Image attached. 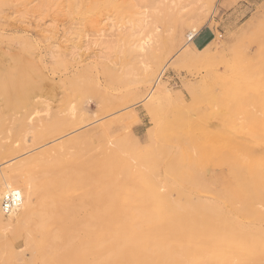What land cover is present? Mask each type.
Segmentation results:
<instances>
[{
  "label": "rangeland",
  "instance_id": "obj_1",
  "mask_svg": "<svg viewBox=\"0 0 264 264\" xmlns=\"http://www.w3.org/2000/svg\"><path fill=\"white\" fill-rule=\"evenodd\" d=\"M28 1H30L28 10H31L28 15L32 16V23L30 22L27 29L17 23L18 15L27 11L26 8L25 11H21L23 7L16 6L13 2H7L0 6V63L10 67V63L13 65L12 58L25 59L30 56L29 59L36 67H41L48 76L50 75V80H47L48 83L45 82L47 84L44 83L45 86L43 85L44 87L47 86L48 89L42 87L40 94L43 92V99L48 100L53 109L51 117H47L44 113L41 114V116H46L48 119L37 122V130H34V133H28L25 138L26 143H24L26 133L23 128L16 124L20 112L18 114V111L6 108L0 98L2 101V103L0 102V112H3L0 113V211L7 213L2 203L4 197L10 194L3 191L5 182L3 175L12 173L17 165L22 163L21 161L44 150H50L51 154L46 158L48 161L45 159L46 162L43 161V164H39L38 168V165L27 166V171L36 178L35 183L38 186L35 187V190L39 189L37 191H41L43 182H53L56 178L61 179V177L66 176L68 179L71 178V184L69 185L71 189L62 182L56 184V193L64 196L68 195L69 197L74 196L75 198L71 201V204L65 203L61 198H58L55 204H51L48 200L44 199L42 201L43 197L38 194L31 195L29 199L31 198L30 206L32 207L28 212H34L26 213L22 219L24 222L17 223V225L25 229L31 227L29 230L32 229L33 231L46 225L45 234L47 235L38 236L36 238L38 241L30 236L31 240L28 243L23 241L21 237L15 242V244L19 241L21 243L15 245L16 249L14 250L17 253H22L23 258L32 261V264H43L46 255L51 259L53 252L54 257L59 252L62 253L61 251L64 252L65 249L70 248L75 241L77 243L81 242L84 237L87 238L86 236L92 233L88 237L92 239L96 237L95 240L102 241L100 242L102 243L101 254L99 255L98 252L99 247L95 246L98 249L94 247V249L91 248L88 249L89 251H85V255L82 254L81 258L75 262L76 264H93V262L95 264H112V262L113 264H119L121 260L122 264L123 262L126 264L123 253L127 252L131 246L128 244L129 239L126 237L136 234L138 238L140 234V261L142 260V264L148 263L150 259H147V255L151 254L152 249L156 253H160L161 245H167L166 243L168 245L172 244L171 246H179V244L183 247L187 246L185 252V255H187H181V260L185 264H264V179H252V181L251 179L250 181L249 179H243V175L247 174V171V175L254 178L261 171L264 173V165H262L264 163V140L253 136L249 126L250 123L247 121L248 119L246 120L247 117L244 112V110H247L255 119L264 123V0H181L176 6L177 9L175 7L172 11L166 9L167 6H165L170 0H160V3H156V0H154V5L157 7L155 9L153 4L148 6L143 3L139 4L137 8L145 12V17L152 11L159 14V22L153 26L161 36L160 43L156 45L157 50L165 59L161 61L157 74L161 72V82L171 91L169 98L165 99L156 89L151 98L152 100L148 99L147 94L155 86L153 82L148 83L145 79L147 78V67H152L155 64L154 59L147 54H141L137 49L128 50L124 47L122 40L116 36L117 31H115V27L111 22H108L104 33H99L88 27V19H94L102 13H113L119 17L118 11L124 12L125 9L123 10L122 7L127 5L123 3V0ZM96 6L98 8L95 10ZM200 6L205 8H202L201 11ZM180 8L182 10L179 13ZM18 10L21 12H18ZM162 14H164L165 19H163ZM160 15L162 16L160 17ZM168 15L173 19H170ZM39 18L41 24L46 26L45 28L52 26L54 23L56 24L57 35L55 37L48 39L39 34L35 23ZM193 23H201V29L195 42L198 48L193 40L191 43L192 48L198 50L203 49L206 45L211 46L206 53H193V56L183 58L182 53L185 48L183 46L190 30V24ZM81 28H84L81 33H86L88 37L78 40L75 36H69L70 33L79 34L78 31ZM147 41L148 39H146L145 44L142 43L141 45H150L151 42ZM141 45L139 44V46ZM60 48L70 58V61L64 66L59 64L55 54ZM1 52H7L8 55L4 54L7 58L1 55ZM169 60L170 62L165 65ZM102 63L113 71L107 70L108 68L103 67ZM163 66L165 67L163 68ZM232 94L236 95L240 102L239 107L236 109V122L240 125V131L235 133L236 137H224L225 135L222 132L226 130L224 129L226 127H216L214 118L212 120L208 117V119L210 118L208 120L203 115L216 108L209 103L210 96H215L222 105H225L227 97ZM152 101L155 103L153 104ZM57 113L62 118L67 116L65 119L71 120V123L62 120L56 125L52 119ZM183 117L188 118L189 122L192 123L183 128L178 127L175 132L170 134V139L173 142V148L178 149L186 156L184 163L193 164V174L196 179H186L184 189H179L174 184L173 179H159L163 181L159 190L164 191L163 194L168 195L170 200L173 199L172 201L184 206L182 211L185 213H182V211H179V213L174 212L173 222L170 220L171 224L169 223V226L163 222H160V224L154 218L152 212L144 209L147 207L145 206L147 196L146 194L143 195L142 192L144 190L143 193H145L147 185L140 176L138 178V175L141 173L139 171H146L148 166L158 163L163 158L160 152V147L163 144V133L169 130V126L174 123L173 121H182ZM202 119L214 123L212 125L200 123ZM223 119L226 118L223 117ZM226 124L229 127L232 126V124ZM219 135L221 137H218ZM239 142L241 143L239 144ZM219 143L222 145H219ZM10 147H18V150L12 151ZM109 150H118L120 154L125 156V159L133 160V162L129 163L128 160V165L123 170L121 167L119 168L121 165L118 168L110 167L106 164L108 162L106 160L109 159L106 157L112 152ZM222 153L223 156L221 157ZM133 155L137 160H134ZM53 157H58V160L56 159V161L54 158V161ZM79 157L80 160H78ZM91 157L96 158L91 159ZM101 158L104 159L101 161L103 163L100 162ZM245 158L246 161L248 159L250 162L247 161V163ZM75 159L78 160L77 163ZM49 160H53L51 161L52 165H50ZM93 160H96L95 163L91 162ZM79 161L84 162L80 163ZM257 165H262V168L259 169ZM132 166L138 168L136 176L134 175L136 169H132ZM144 166H147V168ZM96 167L100 169L97 168V170ZM142 167L144 168L142 169ZM114 169L115 172L120 171L121 174L117 172L120 176L117 173L113 175ZM56 170L62 171L58 172ZM67 171L72 174H67ZM157 173H160V169L157 170ZM92 174L93 177H89L92 180L88 184L94 183L96 185L92 184L93 186L89 185L88 187V185L83 186L81 183H77L78 179L84 176H92ZM116 174L119 176H117L118 178ZM40 176L43 177L39 178ZM97 178L101 180L96 183ZM111 178L113 180H110ZM106 180L110 183V187ZM126 181L131 182V184L134 183L135 186L133 187L135 188L132 189V185H128ZM72 182L77 184L74 183L73 185ZM98 182L99 185H104L103 187L100 186L102 191L97 185ZM75 186L77 187L76 191ZM136 187H139V190ZM72 188L74 193L71 192ZM77 189H83V191ZM116 189L117 192H115ZM95 191L104 194L101 220L97 218L101 208L95 205L96 202L90 201L87 203L88 200L84 202L83 199V196L89 199L96 197ZM257 191L259 196H257ZM86 192L87 194L90 192L94 197L88 196ZM111 192L113 194H110ZM118 192L121 196H125L118 198ZM141 194L142 196H140ZM182 194L184 195L180 196ZM131 195L133 196L131 197ZM141 197L142 199L144 197L143 204L141 203ZM137 199L140 200V204ZM128 201L132 204L129 205ZM126 206L128 209H126ZM35 207L44 208V216L36 213ZM112 207H118L120 211L114 208L111 209ZM136 207H138V210ZM139 207L144 209L142 213ZM61 209H63L62 212ZM254 209H259L263 215L259 218L251 216ZM136 210L140 212L138 213ZM144 211L149 212L150 215ZM57 212L59 215L55 214ZM86 219L88 222H86ZM139 222L141 225L138 224ZM55 224L57 225L54 226ZM135 224L138 225L136 228L133 226ZM65 225L69 226L71 235L80 237L79 240L76 238L72 241V238H65V231L62 232ZM48 226H50L49 229ZM155 226H159V229L156 227L155 230ZM160 226H163V228ZM86 227L89 232L85 230ZM12 228L13 226L8 228L6 221H0V234L5 236V238H2L3 240H7V238L9 239L14 235L10 230ZM173 228L175 229L173 230ZM179 228L181 229L179 230ZM101 229L104 231H101ZM116 230L122 233L120 234ZM160 230L161 232H159ZM83 231L87 234H84ZM171 232L173 235H169ZM24 234L26 235L28 232ZM191 235H193L192 239ZM147 236H150L152 240ZM153 236L156 238H153ZM140 238H144L143 241ZM49 239L52 241L50 242ZM1 240L0 243L3 242ZM157 242L162 243L158 244ZM154 243L156 247H154ZM121 245L124 246V249L120 247ZM47 246L51 248L48 247L49 250L45 253L44 250ZM61 246L63 248L59 250ZM41 247L43 248L42 251ZM112 247L115 249L114 251H112ZM149 247L152 249L149 250ZM145 248L148 251L141 250ZM120 249L121 254H119ZM41 257L42 259H40ZM80 260L81 262H79ZM87 260L92 261L89 263Z\"/></svg>",
  "mask_w": 264,
  "mask_h": 264
},
{
  "label": "bare ground",
  "instance_id": "obj_2",
  "mask_svg": "<svg viewBox=\"0 0 264 264\" xmlns=\"http://www.w3.org/2000/svg\"><path fill=\"white\" fill-rule=\"evenodd\" d=\"M32 1V0H31ZM42 1H45L47 2L48 0H42ZM160 0H156V3H160L159 2ZM181 0H170L169 3H167L165 6L166 9H170L171 11L174 10V8L180 3ZM9 3V2H13L16 6H20V7H23V10L21 11H25L24 9L26 8L27 11L23 12V14H19L18 15V20H17V23L21 24V26L25 27V29H27V27L30 26V22H31V19H32V16L30 17L28 14L31 13L30 11L31 10H28L29 9V2L28 0H0V6L1 4H6V3ZM34 3V2H33ZM123 3L127 4L125 7H122V9L125 11L124 12H121V11H118V14H119V17L116 16V14L114 15L113 13H109V14H106V13H102L100 14L99 16H97L96 18L94 19H88L89 20V28H92L94 29L95 31H98L99 33H104V29H106L105 27L107 26L108 22H111V24L113 25V27H115V31H117V34L116 36L119 37L120 40H122V43H123V46L126 47L128 50H138L139 52H141V54H147L149 56H151L153 59H154V65L151 67V66H148V70L146 71V74H147V78L145 79L146 82L148 83H151L153 82L154 83V86L151 90H149L148 94H147V97H149L148 99H151L153 97V94L155 93V90L158 89V92L160 95L164 96L165 99L169 98V96L171 95V91L170 89L165 86L162 82H161V72L157 74V70L159 65H161V61H163V59H165V57L161 54H159V50H157V43H160L161 41V36H160V33H157L158 31H155L156 28H154L153 25H155L157 22H159V14H157L156 12H149V15L147 17H145V12L143 11H140V8H137L139 7V4H145V6H148L150 4H153L154 5V0H123ZM162 3V2H161ZM124 4V5H125ZM138 4V5H137ZM35 6V5H34ZM152 6V5H151ZM157 6V5H156ZM204 6V5H203ZM203 6H200V10L202 11V8ZM120 7V6H119ZM118 7V8H119ZM96 8H98L97 6L95 7V10ZM142 8V7H141ZM154 9L157 8L153 7ZM205 8V7H204ZM203 8V9H204ZM177 9V7H176ZM151 10V9H149ZM182 8L179 9V13L181 12ZM20 10H18V12H21ZM116 11V10H115ZM155 11V10H154ZM158 12V11H157ZM162 12V11H161ZM164 12V10H163ZM170 12V11H169ZM175 12V11H174ZM160 13V12H159ZM168 13V11H167ZM171 13V12H170ZM202 13V12H201ZM165 14V13H164ZM164 14L163 15V19H165L164 17ZM169 14V13H168ZM172 14V13H171ZM160 15V17L162 16ZM173 16H175V14H172ZM17 16V15H16ZM170 15H168L169 17ZM90 17V16H89ZM166 17H167V14H166ZM172 17V16H171ZM203 17V16H201ZM170 18V17H169ZM195 18V17H194ZM168 19V18H167ZM170 19H173V18H170ZM191 19V18H190ZM193 20V19H192ZM202 20V19H201ZM55 21V20H54ZM53 21V22H54ZM161 21V20H160ZM200 21V20H199ZM205 21V20H204ZM32 23V22H31ZM36 27H37V30L39 32V34H41L42 36H45L46 38L48 39H51L53 37H55L57 35V27H56V24L54 23L52 26L50 25L48 28H45L46 26H43L41 24V19L39 18L36 22ZM187 23H188V20H187ZM201 23H193V24H190V30H189V33L187 35V39H186V42H185V45L183 47H185L183 49V58H188L190 56H193L192 54L195 53V54H201V53H206L209 49H210V46L211 45H206L203 49H195V48H192V40L194 39V37L199 33L200 29H201ZM204 24V23H203ZM87 26V25H86ZM188 26V25H187ZM108 28V27H107ZM84 28H81L76 34L74 33H70L69 36L71 37H76L78 40H81L82 38H85V37H88V35L86 33H81L83 31ZM87 29V28H86ZM28 31V30H27ZM142 31V32H141ZM172 31V30H171ZM89 33V32H88ZM143 34H146L143 36ZM94 37V36H93ZM56 39V38H55ZM94 39V38H93ZM146 39H148L147 42H151V44H147V45H144L146 42ZM62 41V40H61ZM69 41V39H68ZM86 41V40H85ZM50 42V40H49ZM80 42V41H78ZM142 43H144L143 45H141ZM219 43V42H218ZM75 44V43H74ZM139 44L141 46H139ZM133 46V47H132ZM220 46V45H219ZM182 47V48H183ZM198 48V47H197ZM5 49V48H4ZM4 54H7V52H1V55H4ZM56 54V58L58 59V62L60 65L64 66L66 65L67 62L70 61V58H68V56L66 55L65 51L63 49H58V51L55 52ZM8 55V54H7ZM6 55H4L5 57ZM28 57V56H27ZM30 57V56H29ZM28 58H25V59H21V58H12L13 59V65L12 63H10V67L8 66H5L4 64L0 63V98L2 99L3 101V104L6 108L8 109H11V110H16L18 111V114L20 112V116L16 119L17 121V125L21 128L24 129L25 133H26V136L24 137V143H26V137L28 135V133L30 132H35L34 130H37V122L39 121H43V120H46L48 119L47 117H51L52 116V106L51 104L48 102V100L46 99H43V92L42 94H40L41 92V89L42 87L43 88H46L44 87V83L47 82V80H50V75L48 76L47 73H45V71L41 68V67H36L32 61ZM7 58V57H5ZM3 58V59H5ZM10 59V58H9ZM1 61V60H0ZM6 61V60H4ZM3 62V61H2ZM170 62V60L165 64L167 65L168 63ZM4 63V62H3ZM7 63V62H6ZM103 67H105L106 69L108 68L105 64H103ZM151 67V68H150ZM165 66H163L164 68ZM107 70H110V71H113L112 69L108 68ZM162 70V69H161ZM156 75V77H155ZM48 83V82H47ZM45 83V84H47ZM51 83V82H50ZM44 85V86H43ZM49 85V84H48ZM51 85V84H50ZM51 87V86H50ZM49 87V88H50ZM48 89V87H47ZM46 89V90H47ZM46 90L44 91V94L46 92ZM47 92H49L47 90ZM233 93V92H232ZM51 94V93H50ZM243 97V96H242ZM55 100V99H54ZM152 100V99H151ZM169 100V99H168ZM2 101L0 100V102L2 103ZM244 101V100H243ZM153 104L155 103L154 101H152ZM222 102V101H221ZM209 103L213 106H215L216 108L215 109H211L207 114L203 115L204 118L208 119V117L213 118L215 119V123L212 121V123L208 122L206 119L203 121L200 120V123H207L209 125H212L213 123L215 124L216 127H226L224 129H226L225 131H223L222 133H224V137H228V136H234L236 137L235 133L239 132L240 131V125L236 122V115H237V107H239V98L236 97V95L232 94L230 95L229 97H227V101H226V104L225 105H222L215 96H210L209 97ZM3 107V106H2ZM244 108V107H243ZM245 114H246V120L250 123L249 126L251 128V133L253 134V136L255 138H260V140H264V123L262 122H259V120L255 119L253 117V115L251 113H249L247 110H244ZM0 113H3V112H0ZM44 113L46 116H41V114ZM60 114H55L54 117H53V122L57 124H59L62 120H66L65 118L67 117H60L59 116ZM223 117H225L226 119H223ZM1 118V117H0ZM69 118V117H68ZM67 118V119H68ZM209 118V119H210ZM71 119V118H70ZM201 119V118H200ZM208 119V120H209ZM182 121H173L174 123H172L170 126H169V130L165 133H163V144L162 146L160 147V152H161V155H162V159H160V161L158 163H153L151 164V166H144L147 168L146 171H139L141 172L140 175H138V178H142V180H144V182L146 183L147 185V188H146V191L145 193L144 190L142 192V194H146V200H145V207L144 209L146 210H149L150 212H152L154 218L160 223V222H163L164 224H168L169 225V221L171 220L173 222V213L174 212H177L179 213V211H182L184 210V206H182L181 204L175 202V201H172L170 200V198L168 197V195L166 194H163V192H161L159 189L162 187V180H159V179H173L175 181H173V183L179 188V189H184L185 188V182H186V179H196L195 178V175L193 174V164L190 163V164H185L184 161L186 160V156L181 152L179 151L178 149H175L173 148V142H171V139H170V134L175 132L177 130V128H183L189 124H191L192 122H189V119L186 118V117H183L181 119ZM224 120V121H223ZM68 121V120H66ZM71 121V120H70ZM70 121H68L69 123H71ZM59 122V123H58ZM182 122V123H180ZM226 123H229V124H232L231 127L228 126V124ZM48 124V123H47ZM62 125V124H61ZM36 127V129H35ZM48 128V127H47ZM46 128V129H47ZM220 133V134H222ZM245 133H247L245 131ZM219 134V133H217ZM242 136V135H241ZM218 137H221L220 135ZM246 137V136H245ZM232 138V137H231ZM222 139V138H221ZM235 139V138H234ZM232 139V140H234ZM237 139V138H236ZM162 140V139H161ZM246 140V139H244ZM222 141V140H221ZM235 141V140H234ZM254 141V140H253ZM17 142V141H16ZM75 142V141H74ZM236 142V141H235ZM238 142V141H237ZM252 142V141H251ZM217 143V142H216ZM222 143V142H221ZM241 142H239L240 144ZM243 144V143H242ZM219 145H222L219 143ZM122 146V145H121ZM214 147V146H213ZM10 149L12 151H15V150H18V147H10ZM26 151V150H25ZM31 151V150H30ZM28 151V152H30ZM109 151H112V150H109ZM108 152V151H107ZM228 152V151H227ZM27 153V152H26ZM110 153V152H109ZM108 153V154H109ZM51 154L50 153V150H44L40 153H36V154H33L31 155L30 157H28L26 160H23L21 161L22 163H20V165H17V167L13 170L12 173H9V174H5L3 175L4 176V187H3V191L4 192H8V193H12L14 191L18 192L19 193V198H20V201L16 203L15 206H13V208L11 210H9V212L7 213H2L0 211V221H6L8 223V228L12 227L14 228V230L10 229L12 233H14V235L12 237H10L9 239L7 238L6 239H2V238H5V236H3L2 234H0V238L3 240L2 243H0V264H32V261H29V260H26L23 258L22 256V253H17L14 249H16V246L15 245H19L21 242H17V244H15V242L22 237L23 241L25 242H29L31 240L30 236H32V239L34 240H37L36 238L40 235H47L45 234L46 233V225L44 226H41V228L39 230H36V231H33L32 229L29 230L28 228L25 229L23 228L22 226H18L17 223H22V219H23V216L26 214V213H33V212H28L30 210V208L32 206H30V199L29 197L31 195H33L34 193L35 194H38L40 195L41 197H43L42 201L45 199V200H48L51 204H55L56 203V200L58 198H61L65 203L67 204H71L72 200L75 198L74 196H71L69 197L68 195H62V194H57L56 193V189H55V186L56 184H59V183H62L64 182L66 185H70L71 184V178L68 179L66 176L64 177H61V179H55V181L53 182H46L44 183L43 182V189L41 191H37L35 190L38 185L35 183V177L32 176V174H30L29 171H27V166H34V165H38L37 168L39 167V164H43V161L48 158L47 156ZM101 154V153H99ZM98 154V155H99ZM228 154V153H227ZM245 155V154H244ZM52 156V155H51ZM55 156V155H54ZM91 156V155H89ZM100 156V155H99ZM98 156V157H99ZM107 156V154H106ZM134 156V155H133ZM157 156V155H156ZM160 156V155H159ZM223 156V153L221 155V157ZM256 156V155H255ZM83 158V156H81ZM88 157V156H87ZM103 157V156H102ZM125 156L120 154V152L118 150H114L110 153V155L108 157H106L108 160H106V164L110 167H117L119 165V168L121 167V169H125L128 165V160L129 159H125L124 158ZM135 157V156H134ZM259 157V156H258ZM257 157V158H258ZM55 157H53V160H54ZM58 157L55 158V160L57 159ZM78 158V157H77ZM76 158V159H77ZM96 158V157H94ZM91 157V159H94ZM100 158V157H99ZM127 158V157H126ZM191 158V157H190ZM247 158V157H246ZM246 158H245V161H246ZM50 159V158H49ZM52 159V158H51ZM75 159V162L77 163L78 160H80V157L79 159L76 161ZM103 158L100 159V162L102 161ZM134 159V158H132ZM47 160V159H46ZM51 160V161H53ZM54 160V161H55ZM58 160V159H57ZM56 160V161H57ZM88 160V159H86ZM97 160V159H96ZM96 160H93L91 162L95 163L94 161ZM104 160V159H103ZM134 160H137L136 157ZM244 160V159H243ZM255 160V159H254ZM48 161V160H47ZM50 161V160H49ZM50 161V162H51ZM99 161V160H97ZM130 161V160H129ZM133 162V160H131ZM131 161L129 163H131ZM244 161V162H245ZM247 161H249L247 159ZM246 161V162H247ZM260 161V160H259ZM46 162V161H44ZM80 162V161H79ZM81 162H84V161H81ZM80 162V163H81ZM86 162V161H85ZM245 162V163H246ZM250 162V161H249ZM87 163V162H86ZM90 163V162H89ZM103 163V162H101ZM135 163V162H134ZM137 163V162H136ZM139 163V162H138ZM248 163V162H247ZM246 163V164H247ZM257 163V162H256ZM58 164V163H57ZM88 164V163H87ZM98 164V163H97ZM100 164V163H99ZM133 164V163H132ZM141 164V163H139ZM245 164V165H246ZM259 164V163H257ZM52 165V162L51 164ZM59 165V164H58ZM56 165V166H58ZM95 166V164H93ZM136 165V164H134ZM255 165V164H254ZM264 165V163L262 164ZM262 165H257L259 166L258 168H262ZM49 166V165H48ZM89 166V165H88ZM99 166V165H98ZM137 166V165H136ZM143 166V164H142ZM239 166V165H237ZM241 166V165H240ZM52 167V166H50ZM140 167V166H139ZM142 167V169L144 168ZM37 168H35L37 170ZM43 168V166H42ZM59 168V167H58ZM64 168V167H62ZM99 168V167H96V169ZM101 168V166H100ZM99 168V169H100ZM129 168V166H128ZM134 168V166H132V169ZM240 168V167H238ZM247 168V167H246ZM40 169V168H39ZM53 169V168H52ZM51 169V170H52ZM57 169V168H56ZM68 169V168H67ZM71 169V168H70ZM78 169V168H77ZM76 169V170H77ZM116 169V168H115ZM115 169H114V173H117L120 171L118 170L117 172H115ZM131 169V170H132ZM136 169V168H134ZM138 169V168H137ZM137 169L134 170L136 172H134L135 176H136V173H137ZM160 169V173H157V170ZM236 169V168H235ZM72 170V169H71ZM75 170V169H73ZM79 170V169H78ZM77 170V171H78ZM98 170V169H97ZM128 170V169H127ZM237 170V169H236ZM248 170V169H247ZM245 170V171H247ZM264 170V169H263ZM58 172H61L60 170H56ZM244 171V170H243ZM242 171V172H243ZM257 171V170H256ZM50 172V171H49ZM48 172V173H49ZM54 172V171H53ZM57 172V173H58ZM73 172V171H72ZM101 172V171H100ZM111 172H113L111 170ZM264 172V171H263ZM39 173V172H38ZM47 173V172H46ZM52 173V172H51ZM64 173V172H63ZM69 172L67 171V174ZM71 173V172H70ZM69 173V174H70ZM74 174H76V172H73ZM79 173V171H78ZM83 173V172H82ZM86 173V172H85ZM90 173V172H88ZM96 173V172H95ZM110 173V172H109ZM117 173L119 176L120 174ZM236 173V172H235ZM240 173V172H239ZM40 174V173H39ZM44 174V173H42ZM60 174V173H59ZM72 174V173H71ZM102 174H104L102 172ZM101 174V175H102ZM112 174V173H111ZM116 174V177L118 176ZM163 174V176H162ZM238 174V173H237ZM236 174V176H237ZM247 174H248V171H247ZM247 174H244L243 175V179H264V173H262V171L260 173H258V176H256L255 178L253 176H250V175H247ZM63 175V174H62ZM65 175V173H64ZM78 175V174H77ZM95 175V174H94ZM107 175V173H106ZM133 175V176H134ZM199 175V174H198ZM242 175V174H241ZM44 176V175H43ZM42 176V177H43ZM76 176V175H75ZM79 176H82V175H79ZM96 176V175H95ZM118 176V177H119ZM129 176V175H128ZM140 176V177H139ZM41 176L39 178H42ZM53 177V176H52ZM51 177V178H52ZM78 177V176H77ZM89 177H93V174L92 176H84L82 177L81 179H78L77 180V183H81V185L83 186H87L89 187V185H96L94 183L92 184H88L91 179H89ZM99 177H100V174H99ZM104 177V176H103ZM101 177V178H103ZM108 177V175H107ZM115 177V178H116ZM117 177V178H118ZM127 177V175H126ZM131 177V176H130ZM162 177V178H161ZM38 178V177H37ZM38 178V179H39ZM132 178V177H131ZM95 179V178H94ZM120 179V178H119ZM135 179V178H133ZM132 179V180H133ZM137 179V178H136ZM239 179V178H238ZM43 180V179H42ZM101 179H96V183L97 181H100ZM110 180H113V178H111ZM109 180V181H110ZM128 180V179H127ZM139 181V179H137ZM136 180V181H137ZM41 181V180H40ZM103 181V179H102ZM101 181V182H102ZM119 181V180H118ZM121 181V180H120ZM119 181V182H120ZM105 182V181H104ZM112 182V181H111ZM128 182V181H126ZM134 182V181H133ZM194 182V181H193ZM73 183V182H72ZM75 183V182H74ZM73 183V185H74ZM75 183V184H77ZM103 183V182H102ZM106 183L107 180H106ZM136 183V182H135ZM251 183V182H249ZM248 183V184H249ZM42 184V182H41ZM104 184V183H103ZM109 184V185H108ZM107 185L110 187V183H108ZM116 184V183H115ZM121 184V183H120ZM131 182L129 183L128 182V185H130ZM134 184V183H133ZM132 185V189H134L135 185ZM140 184V183H139ZM247 184V183H246ZM92 185V186H93ZM99 185V182L98 184ZM123 187L124 185L121 184ZM128 185H127V189H128ZM90 186V187H92ZM99 185L98 187L100 188L101 190V186ZM117 186V185H116ZM244 186V185H243ZM81 187V186H80ZM78 187V188H80ZM118 187V186H117ZM116 187V188H117ZM142 187V185H141ZM165 187V186H164ZM175 187V186H174ZM70 188V186H69ZM76 186H75V191H76ZM138 190H139V187H136ZM255 188V187H254ZM253 188V189H254ZM259 188V186H258ZM71 189V188H70ZM73 189V188H72ZM73 190H71L72 193H74ZM124 189V188H123ZM163 189V188H162ZM68 190V189H67ZM78 190V189H77ZM83 191V189H81ZM81 190H78V191H81ZM85 190H89V189H85ZM110 190V189H109ZM107 190V191H109ZM136 190V189H135ZM94 191V190H93ZM102 191V190H101ZM106 191V190H104ZM128 191V190H127ZM129 191H131L129 189ZM139 191V192H140ZM181 191H184V190H181ZM188 191V190H187ZM186 191V192H187ZM62 192V191H61ZM96 192V191H95ZM94 192V193H95ZM117 192V189L116 191ZM136 192V191H135ZM89 194H86L88 196H91V197H94V195L90 194V192H88ZM130 193V192H128ZM132 193H134L132 191ZM165 193V192H164ZM257 193V196L258 195V191L256 192ZM110 194H113L112 192ZM109 194V195H110ZM115 194V193H114ZM119 194V192L117 193ZM124 194V193H123ZM142 194L140 196H142ZM197 194V193H196ZM136 195V193H135ZM139 195V193H138ZM184 194L180 195V196H183ZM86 196V195H85ZM104 194L102 195L100 192L97 193L96 192V197L94 198H85L83 196V199H84V202H86L87 200V203H89L90 201H94L96 202L95 205L98 206V208H101L100 212L97 214V218L101 220L102 218V204H104ZM116 196V195H114ZM112 196V197H114ZM120 198V194L118 195ZM122 196H125V195H122ZM121 196V197H122ZM129 196V195H128ZM133 195H131L132 197ZM136 197V196H135ZM256 197V196H255ZM127 198V197H126ZM147 198H150L149 200ZM256 198H259V197H256ZM108 199V198H107ZM110 199V198H109ZM122 199V198H121ZM120 199V200H121ZM139 199V198H138ZM137 199V200H138ZM142 199V197H141ZM144 199V197H143ZM141 200V203L142 201L144 200ZM113 200V199H112ZM123 200V199H122ZM129 200V199H128ZM124 201V200H123ZM140 200H138V203H139ZM63 202V203H64ZM114 202V201H113ZM134 202V200H133ZM136 202V201H135ZM149 202V203H148ZM62 203V202H60ZM82 203V202H81ZM86 203V205H87ZM119 203V202H118ZM116 203V204H118ZM130 203V204H129ZM137 203V204H138ZM59 204V203H58ZM107 204V203H106ZM105 204V205H106ZM114 204V203H113ZM112 204V205H113ZM120 204V203H119ZM123 204V203H121ZM127 204V203H126ZM128 204L131 205L132 203L128 201ZM140 204V203H139ZM143 204V203H142ZM36 205V204H35ZM91 205V204H90ZM128 205V207H129ZM49 206V205H48ZM55 206V205H54ZM53 206V207H54ZM58 206V205H57ZM68 206V205H67ZM88 206V205H87ZM96 206V208H97ZM124 206V204H123ZM135 206V205H134ZM141 206V205H140ZM59 207V206H58ZM79 207V206H78ZM89 207V206H88ZM104 207V206H103ZM119 207V206H118ZM118 207L114 208L112 207L111 209H118ZM125 207V206H124ZM127 207V206H126ZM128 207L126 209H128ZM132 207V206H131ZM130 207V208H131ZM57 208V207H56ZM64 208V207H62ZM97 208V209H98ZM137 210H138V207H136ZM135 208V209H136ZM140 208V207H139ZM106 209V208H105ZM124 209V208H123ZM132 209V208H131ZM141 209V208H140ZM139 209V210H140ZM143 208L141 209V213L142 211L144 210ZM33 210V209H32ZM58 210V209H56ZM63 209H61V212H62ZM72 210V208H71ZM70 210V211H71ZM81 210V209H80ZM119 210V209H118ZM136 210V211H137ZM53 211V210H52ZM59 211V210H58ZM116 211V210H115ZM113 211V212H115ZM120 211V210H119ZM118 211V212H119ZM127 211V210H126ZM133 211H134V207H133ZM229 211V210H228ZM35 212L43 215L44 212H45V209L42 208V207H35ZM51 212V211H50ZM55 212V211H53ZM65 212V211H64ZM69 212V211H68ZM79 212V211H78ZM123 212V211H122ZM125 212V211H124ZM130 212V211H128ZM138 212V211H137ZM140 212V211H139ZM138 212V213H139ZM146 212V211H144ZM184 211H182L183 213ZM106 213V211H105ZM117 213V211H116ZM133 213V212H132ZM147 213V212H146ZM185 213V212H184ZM250 213V212H248ZM251 216H254V217H261L263 215V213L259 210V209H254L252 212H251ZM47 214V213H46ZM56 215H59V213H55ZM54 214V215H55ZM75 214V213H74ZM113 214V213H112ZM126 214V213H125ZM131 214V212H130ZM134 214V213H133ZM137 214V213H136ZM145 214V213H143ZM142 214V215H143ZM149 214V212L147 213ZM31 215V214H30ZM33 215V214H32ZM35 215V214H34ZM65 215V214H64ZM68 215V214H66ZM70 215V214H69ZM90 215V214H88ZM92 215V214H91ZM106 215V214H105ZM137 215H140V214H137ZM136 215V216H137ZM150 215V214H149ZM148 215V216H149ZM181 215V214H180ZM184 215V214H183ZM182 215V216H183ZM236 215V214H235ZM44 216V215H43ZM48 216V215H46ZM45 216V217H46ZM50 216V215H49ZM62 216V215H61ZM60 216V217H61ZM116 216V215H115ZM114 216V219L116 218ZM124 216V215H123ZM134 216V215H133ZM147 216V215H146ZM145 216V217H146ZM177 216V215H176ZM175 216V217H176ZM185 216V215H184ZM28 217V216H27ZM31 217V216H30ZM56 217V216H54ZM59 217V218H60ZM88 217V216H87ZM105 217V216H104ZM126 217V215H125ZM140 217V216H139ZM144 217V218H145ZM78 218V217H77ZM96 218V216H95ZM106 218H108L106 216ZM119 218V216H118ZM134 218V217H132ZM132 218H129V219H132ZM138 218V217H137ZM137 218H135L137 220ZM143 218V219H144ZM149 218L151 219V217L149 216ZM178 218V217H177ZM180 218V217H179ZM28 219V218H27ZM43 219V218H42ZM53 219V218H52ZM58 219V218H57ZM65 219V218H64ZM68 219V217H67ZM148 219V217H147ZM149 219V220H150ZM176 219V218H175ZM182 219V218H180ZM210 219V218H209ZM29 220V219H28ZM70 220V219H69ZM87 220V219H86ZM90 220V219H89ZM109 220V219H108ZM134 220V219H133ZM148 220V221H149ZM177 220V219H176ZM212 220V219H210ZM56 221V220H55ZM115 221V220H114ZM113 221V222H114ZM119 221V219H118ZM127 221V219H126ZM132 221V220H131ZM144 221V220H143ZM147 221V222H148ZM181 221V220H179ZM15 222V223H14ZM24 222V221H23ZM29 222V221H27ZM46 222V220H45ZM49 222V221H48ZM53 222V221H52ZM88 222V220L86 221ZM100 222V221H98ZM97 222V223H98ZM182 222V221H181ZM184 222V221H183ZM211 222V221H210ZM213 222V220H212ZM211 222V223H212ZM230 222V221H229ZM258 222V221H257ZM80 223V222H79ZM96 223V224H97ZM125 223V222H124ZM129 223V221H128ZM131 223V222H130ZM145 223V222H144ZM149 223V222H148ZM151 223V222H150ZM157 223V224H159ZM211 223H208V224H211ZM232 223V222H231ZM256 223V222H255ZM43 224V223H42ZM47 224V223H46ZM53 224V223H52ZM84 224V223H83ZM94 224V223H93ZM100 224V223H99ZM113 224V223H112ZM126 224V223H125ZM140 224V222L138 223ZM154 224V223H153ZM161 224V223H160ZM171 224V223H170ZM15 225V226H14ZM51 225V223H50ZM57 224H55L54 226H56ZM81 225V224H80ZM86 225V224H85ZM119 225V224H118ZM124 225V224H123ZM136 225V224H135ZM133 225L135 228L138 226V225ZM141 225V224H140ZM144 225V224H142ZM167 225V226H168ZM179 225V224H178ZM185 225V224H184ZM204 225V224H203ZM201 225V226H203ZM27 226H28V223H27ZM26 226V227H27ZM60 226V225H58ZM73 226V225H72ZM77 226V225H76ZM82 226V225H81ZM132 226V227H133ZM170 226V225H169ZM168 226V227H169ZM207 226V225H206ZM215 226V225H214ZM50 226H48V229H49ZM53 227V226H52ZM71 227V226H70ZM101 227V226H100ZM108 227V226H107ZM110 227V226H109ZM112 227V226H111ZM120 227V226H119ZM124 227V226H123ZM156 227H158L157 229H159V226H155V230H156ZM163 228V226H160ZM165 227V226H164ZM181 227V226H180ZM228 227V226H227ZM237 227V226H236ZM72 228V227H71ZM74 228V227H73ZM78 228V227H77ZM103 228V226H102ZM113 228V227H112ZM121 228V227H120ZM127 228V227H126ZM140 228V227H139ZM142 228V227H141ZM170 228V227H169ZM184 228V227H183ZM200 228V227H199ZM203 228V227H202ZM205 228V227H204ZM37 229V228H36ZM47 229V230H48ZM62 229V228H61ZM100 229V228H99ZM116 229V228H115ZM124 229V228H122ZM128 229H130L128 227ZM165 229V228H164ZM171 229V228H170ZM175 228H173L174 230ZM181 228H179L180 230ZM56 230V229H55ZM58 230V229H57ZM56 230V231H57ZM82 230V229H81ZM80 230V232H82ZM87 232H89V230H87V227L85 229ZM94 230H97V229H94ZM93 230V231H94ZM103 229H101L102 231ZM134 230V229H132ZM162 230V229H161ZM161 230L159 232H161ZM172 230V231H173ZM183 230V229H182ZM181 230V231H182ZM225 230V228H224ZM55 231V232H56ZM59 231V230H58ZM65 231V238H69L71 239L72 238V241L73 240H76V238L79 240L78 237H75V235H71V231H69V226L68 225H65V228L64 230L62 229V232ZM73 231V230H72ZM77 231V230H75ZM104 231V230H103ZM108 231V230H107ZM118 231V230H116ZM122 231V230H121ZM167 231V229H166ZM189 231V230H188ZM187 231V233H188ZM191 231V229H190ZM28 234H24V233H27ZM79 232V231H78ZM77 232V233H78ZM84 234L86 233L85 231H83ZM115 232V231H114ZM151 232H153L151 230ZM158 232V231H157ZM175 232V231H174ZM64 233V232H63ZM62 233V234H63ZM74 233V232H72ZM118 233H120L118 231ZM122 233V232H121ZM120 233V234H121ZM124 233V232H123ZM155 233V232H154ZM163 233V232H162ZM161 233V235H162ZM51 234V233H50ZM83 234V233H82ZM81 234V235H82ZM83 234V235H84ZM87 234V233H86ZM92 233H90L88 236H91ZM99 234V233H98ZM110 234V233H109ZM119 234V235H120ZM143 234V233H142ZM172 232L169 234L171 235ZM185 234V233H184ZM192 234V233H191ZM206 234V233H205ZM77 235V234H76ZM80 235V236H81ZM94 235V234H93ZM97 235V234H96ZM138 235V234H137ZM150 235V234H149ZM152 235V234H151ZM154 235V234H153ZM173 235V234H172ZM187 235V234H186ZM194 235V234H193ZM193 235H191V239L193 238ZM86 236L87 238H83L81 242H76V244H72V246L70 248H68L67 250L65 249V251H61L62 253H60L59 251V254L57 255H54L53 257V254H52V258L49 259L48 257H46L45 255V260L43 261V264H76L75 262H77L79 260V258H81L82 254L85 255V251H89L91 248L94 249L95 246L99 247V255L101 254L102 252V241L98 242L97 240H95L94 236L92 238ZM101 236V235H100ZM109 236V235H108ZM115 236V235H114ZM139 236H141L139 234ZM139 236L138 238L136 237V234L132 235L131 237H126L127 239H129V243L131 246L129 247V250L124 254V260L126 262V264H142L141 261H140V258H141V252H140V248H141V243H140V240H139ZM145 236V235H143ZM164 236V234H163ZM177 236V235H176ZM189 236V235H188ZM47 237V236H46ZM54 237V236H53ZM58 237V236H57ZM60 237H63V236H60ZM98 237V236H97ZM104 237V236H103ZM150 236H147V238H149ZM155 236H153L154 238ZM159 237V236H157ZM184 237V236H183ZM52 238V237H51ZM56 238V237H55ZM100 239V237H98ZM111 238V237H110ZM113 238V237H112ZM126 238H124L126 240ZM145 238V237H144ZM143 238V239H144ZM156 238V237H155ZM163 238V237H162ZM161 238V239H162ZM206 238V237H205ZM0 239V240H1ZM39 239V238H38ZM60 239V238H59ZM64 239V238H63ZM97 239V238H96ZM102 239V238H101ZM114 239V238H113ZM122 239V238H121ZM142 241L143 239L140 238ZM150 239L152 240V238L150 237ZM160 239V237H159ZM158 239V240H159ZM169 239V237H168ZM175 239V238H174ZM182 239V238H181ZM190 239V238H189ZM190 239V240H191ZM1 240V241H2ZM47 240V239H46ZM56 240V239H55ZM108 241V239H106ZM110 240V239H109ZM118 240V239H117ZM184 240V238H183ZM188 240V239H187ZM188 240V241H190ZM38 241V240H37ZM48 241V240H47ZM50 241V239H49ZM52 241V240H51ZM50 241V242H51ZM54 241V239H53ZM62 241V240H61ZM114 241V240H113ZM120 241V240H118ZM148 241V239H147ZM41 242V241H40ZM56 242V241H55ZM104 242V241H103ZM106 242V241H105ZM112 242V240H111ZM145 242V240H144ZM184 242V241H183ZM66 243V242H65ZM110 243V242H109ZM143 243V242H142ZM158 243V242H157ZM162 243V242H160ZM158 243V244H160ZM123 244H124V240H123ZM127 244V245H128ZM157 244V245H158ZM167 245L165 244H162L161 245V252L160 253H156V251H154V249L150 248L149 247V250L152 249L151 251V254L147 255V259L149 258L150 260L148 261L147 264H185L183 262V260H181V255L183 256H186L185 255V252L187 251V246L183 247L179 244V246H171L172 244L168 245V243H166ZM52 245V244H51ZM63 245V244H62ZM109 245V244H107ZM106 245V246H107ZM111 245V244H110ZM109 245V246H110ZM118 245V244H117ZM154 247L155 246V243L153 244ZM59 246V245H58ZM104 246V245H103ZM114 247V244L112 245ZM125 246V244H124ZM124 246L122 247V245L120 246L121 248L124 249ZM152 246V245H151ZM51 248L50 246H47L46 249L44 250L45 253L48 252L49 248ZM54 247V246H53ZM57 247V246H56ZM66 247V245H65ZM95 247V248H97ZM108 247V246H107ZM112 247V249H113ZM118 247V246H117ZM118 247V248H120ZM55 248V247H54ZM59 248V247H58ZM57 248V249H58ZM62 246H61V249L59 250H62ZM104 248V247H103ZM126 248V246H125ZM89 249V250H88ZM98 249V248H97ZM147 248L145 249H141V250H146ZM159 249V248H157ZM259 249V248H257ZM43 250V248L41 247V251ZM115 249H113L112 251H114ZM160 250V249H159ZM107 251V250H106ZM121 249L119 250V254L120 253ZM148 251V250H146ZM145 251V252H146ZM91 252V251H90ZM97 252V251H96ZM150 252V251H149ZM159 252V251H157ZM184 252V253H183ZM94 253V252H93ZM114 253V252H113ZM117 253V252H116ZM92 254V253H91ZM112 254V253H111ZM87 255H90V254H87ZM103 255V254H102ZM110 255V254H109ZM116 255V254H115ZM85 257V256H84ZM102 257V256H100ZM106 257V256H105ZM145 257V256H144ZM43 258V259H44ZM91 258H93V256H91ZM107 258V257H106ZM187 258V257H186ZM42 259V257L40 258ZM89 259V258H87ZM95 259V258H94ZM99 259V258H97ZM113 260V258H111ZM123 259V258H121ZM145 259V258H144ZM185 259V257H184ZM82 260V259H81ZM81 260L79 262H81ZM96 260V259H95ZM106 260V259H105ZM104 260V261H105ZM111 260V261H112ZM117 260V259H116ZM89 261V260H87ZM92 261V260H90ZM89 261V263H90ZM94 261V260H93ZM122 261V260H121ZM120 261V262H121ZM146 261V259H145ZM41 262V261H40ZM97 262V261H95ZM106 262V261H105ZM109 262V261H107ZM115 262V260H114ZM119 262V264H120ZM87 263V262H86ZM117 263V262H116ZM145 263V264H146ZM81 264V263H80ZM83 264V263H82ZM93 264H95L93 262ZM113 264V262H112ZM115 264V263H114ZM122 264V262H121ZM124 264V262H123Z\"/></svg>",
  "mask_w": 264,
  "mask_h": 264
},
{
  "label": "built area",
  "instance_id": "obj_3",
  "mask_svg": "<svg viewBox=\"0 0 264 264\" xmlns=\"http://www.w3.org/2000/svg\"><path fill=\"white\" fill-rule=\"evenodd\" d=\"M16 193L18 192L14 191L4 197L2 204L6 212H9V210H11L13 206L20 201V198L17 197Z\"/></svg>",
  "mask_w": 264,
  "mask_h": 264
},
{
  "label": "crops",
  "instance_id": "obj_4",
  "mask_svg": "<svg viewBox=\"0 0 264 264\" xmlns=\"http://www.w3.org/2000/svg\"><path fill=\"white\" fill-rule=\"evenodd\" d=\"M198 38V34L194 37V39H193V42H194V44L197 46V44L195 43L196 42V39ZM198 47V46H197Z\"/></svg>",
  "mask_w": 264,
  "mask_h": 264
},
{
  "label": "snow or ice",
  "instance_id": "obj_5",
  "mask_svg": "<svg viewBox=\"0 0 264 264\" xmlns=\"http://www.w3.org/2000/svg\"><path fill=\"white\" fill-rule=\"evenodd\" d=\"M17 197H19V193H16Z\"/></svg>",
  "mask_w": 264,
  "mask_h": 264
}]
</instances>
